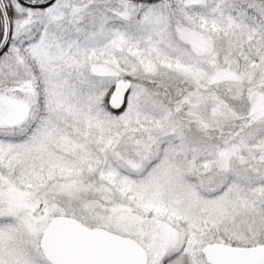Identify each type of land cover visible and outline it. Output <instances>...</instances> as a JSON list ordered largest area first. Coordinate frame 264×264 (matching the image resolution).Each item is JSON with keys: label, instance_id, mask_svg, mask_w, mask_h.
<instances>
[{"label": "snow or ice", "instance_id": "6c2138e0", "mask_svg": "<svg viewBox=\"0 0 264 264\" xmlns=\"http://www.w3.org/2000/svg\"><path fill=\"white\" fill-rule=\"evenodd\" d=\"M0 264H264V0H0Z\"/></svg>", "mask_w": 264, "mask_h": 264}]
</instances>
